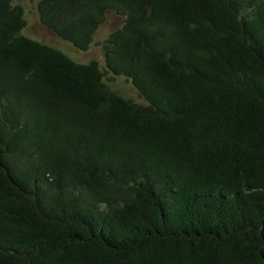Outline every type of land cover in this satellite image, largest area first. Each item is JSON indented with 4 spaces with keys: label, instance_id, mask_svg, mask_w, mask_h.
Segmentation results:
<instances>
[{
    "label": "trees",
    "instance_id": "1",
    "mask_svg": "<svg viewBox=\"0 0 264 264\" xmlns=\"http://www.w3.org/2000/svg\"><path fill=\"white\" fill-rule=\"evenodd\" d=\"M0 0V264H264V0ZM131 82L145 103L104 79Z\"/></svg>",
    "mask_w": 264,
    "mask_h": 264
},
{
    "label": "rangeland",
    "instance_id": "2",
    "mask_svg": "<svg viewBox=\"0 0 264 264\" xmlns=\"http://www.w3.org/2000/svg\"><path fill=\"white\" fill-rule=\"evenodd\" d=\"M38 1L23 0L19 2L24 9V18L26 20L22 34L61 50L76 62L89 63L91 61H97L105 69L103 43L111 31L122 25V18L109 12L105 22L97 29L90 47L87 50H79L69 42L57 37L41 24L37 9ZM104 81L122 96L139 103H145L143 99L138 97L133 85L125 77L107 74Z\"/></svg>",
    "mask_w": 264,
    "mask_h": 264
}]
</instances>
